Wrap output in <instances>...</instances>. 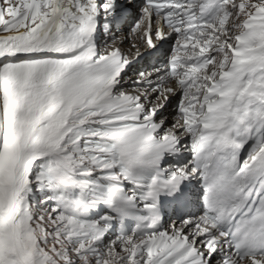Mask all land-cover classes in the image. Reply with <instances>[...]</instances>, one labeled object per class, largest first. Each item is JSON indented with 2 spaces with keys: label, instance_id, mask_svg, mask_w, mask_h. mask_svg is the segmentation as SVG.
<instances>
[{
  "label": "snow or ice",
  "instance_id": "obj_1",
  "mask_svg": "<svg viewBox=\"0 0 264 264\" xmlns=\"http://www.w3.org/2000/svg\"><path fill=\"white\" fill-rule=\"evenodd\" d=\"M0 264H264V0H0Z\"/></svg>",
  "mask_w": 264,
  "mask_h": 264
},
{
  "label": "bare ground",
  "instance_id": "obj_2",
  "mask_svg": "<svg viewBox=\"0 0 264 264\" xmlns=\"http://www.w3.org/2000/svg\"><path fill=\"white\" fill-rule=\"evenodd\" d=\"M127 27H128V25H125L124 26V30H125V32H127ZM118 35H119V33H117ZM125 49H127L128 48V45L127 44H125L124 46H123ZM174 218V217H173Z\"/></svg>",
  "mask_w": 264,
  "mask_h": 264
}]
</instances>
